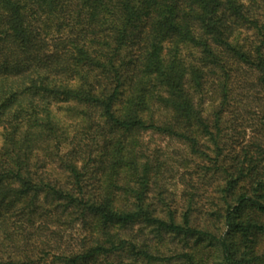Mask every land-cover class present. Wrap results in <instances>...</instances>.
Wrapping results in <instances>:
<instances>
[{
	"label": "trees",
	"instance_id": "1",
	"mask_svg": "<svg viewBox=\"0 0 264 264\" xmlns=\"http://www.w3.org/2000/svg\"><path fill=\"white\" fill-rule=\"evenodd\" d=\"M237 81L264 95V0H0V264H264ZM150 131L187 148L180 193Z\"/></svg>",
	"mask_w": 264,
	"mask_h": 264
},
{
	"label": "rangeland",
	"instance_id": "2",
	"mask_svg": "<svg viewBox=\"0 0 264 264\" xmlns=\"http://www.w3.org/2000/svg\"><path fill=\"white\" fill-rule=\"evenodd\" d=\"M248 80L250 82L252 79L248 78ZM249 82H247L248 85L247 83L246 85L239 84V81L235 82L234 96L230 101V106L227 109L228 112L225 113L223 120L224 127L229 128L233 126L234 128V126L238 127L240 125L236 132L231 129L227 130L228 136H232L235 140L237 139L239 141L249 140V138L254 135L253 132L258 129V121L264 111V95L260 96L261 99H256V89L251 88ZM203 103L207 109L206 113H208V111L213 110V107L219 105V99L214 94L208 93L207 96L203 97ZM159 113L158 116L162 118L168 117L165 111H160ZM142 140L149 149L148 155L159 158L165 163L162 180H164L167 190L169 192L180 193L183 187L179 180V174L183 171L180 169V173H177L176 166L178 161L181 160V157L188 153L185 144L174 138L152 131L144 133L142 135ZM172 167L175 169H172ZM61 231H64V229ZM84 234L85 232L81 230L80 225L63 233L67 239L73 240L84 236Z\"/></svg>",
	"mask_w": 264,
	"mask_h": 264
}]
</instances>
